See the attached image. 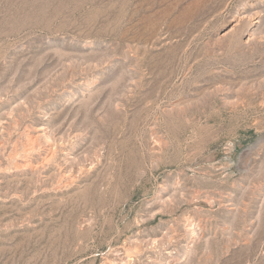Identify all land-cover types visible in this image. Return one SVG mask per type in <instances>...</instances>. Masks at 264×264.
Listing matches in <instances>:
<instances>
[{
  "label": "rangeland",
  "instance_id": "obj_1",
  "mask_svg": "<svg viewBox=\"0 0 264 264\" xmlns=\"http://www.w3.org/2000/svg\"><path fill=\"white\" fill-rule=\"evenodd\" d=\"M0 264H264V0H0Z\"/></svg>",
  "mask_w": 264,
  "mask_h": 264
}]
</instances>
